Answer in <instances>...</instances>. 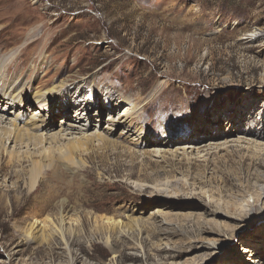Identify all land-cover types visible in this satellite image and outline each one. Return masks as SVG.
I'll use <instances>...</instances> for the list:
<instances>
[{"label": "rangeland", "instance_id": "1", "mask_svg": "<svg viewBox=\"0 0 264 264\" xmlns=\"http://www.w3.org/2000/svg\"><path fill=\"white\" fill-rule=\"evenodd\" d=\"M256 29L264 0H0V57L14 55L6 70L28 100L0 99V113L29 118L44 88L68 107L48 133L92 114L75 122L92 135L65 130L76 138L51 159L48 145L0 151V264H264Z\"/></svg>", "mask_w": 264, "mask_h": 264}, {"label": "bare ground", "instance_id": "2", "mask_svg": "<svg viewBox=\"0 0 264 264\" xmlns=\"http://www.w3.org/2000/svg\"><path fill=\"white\" fill-rule=\"evenodd\" d=\"M246 39L251 42L256 41V40H262L264 42V29H256L252 31L250 34H247ZM12 59H14L13 54L4 55L0 57V95H1V92L4 93L3 96H0V99L6 100L7 98V100H9V102L4 101V103H2V105L4 106H2L1 108H5V106L7 107L9 104H17V106L19 105V107H23V106H26V104H28L27 103L28 100H27L26 102L24 101L22 106H20L19 102L21 101V98L19 94L21 91L16 90L15 83L13 84L10 82L11 81L10 73H8L9 71L7 70L9 69L8 64L12 61ZM20 75L21 74L19 73L18 74L19 78H20ZM8 82H10V84ZM30 83L31 82H28V85ZM88 94L90 95L87 97L92 96V93L89 92ZM33 98L38 103H40V106L38 109L41 108V110H39L38 112H37L38 109L31 111L32 113L27 119L24 118L23 116L18 115L19 113L14 115V118H9L8 115L10 113L8 114L0 113V151L3 149H6L5 147L6 142H8V144H12V151L14 152L16 150L17 151L20 150L21 148H26V149H29L35 152V151H38L39 149L45 148V145H48V151L43 152L42 150L41 156H40L41 160H45V159L47 160V159H51L53 152H54L53 147L56 146L58 142H60L61 140H68V139L76 138V137H72V138L67 139L66 137H64L65 130H69V131L78 130L77 132L79 133L80 136L87 137V138H89V136L92 135V133L91 134H86V132L84 133L82 131L83 129L78 128L77 125L75 124V122H78L79 125H82L81 122L83 121V118L86 120L91 118L92 114L90 113L87 107H83L82 111L75 110L72 115L73 118L69 117V122L67 123L66 121L63 120L64 118L62 117L60 119V125H59L61 128H59V130L56 131L55 133H48V131L51 129L50 127L52 126V119H53L52 116L54 115L53 114L54 110L57 109L59 110L60 113H63V112H67L68 107L67 106L66 107L65 106L56 107L55 101L57 100V98L52 93V91H50V89L36 88L33 94ZM106 104L110 105L112 104V102L106 99ZM128 106L129 107L125 108L120 114L119 122H126L128 121V118L131 116L130 114L132 113V109L135 107V105L134 104L131 105V103L130 104L128 103ZM42 110H44V112H42ZM96 112L97 111L95 110L93 113H96ZM21 113L22 112H20V114ZM100 113H102V111L99 112V114ZM87 114L89 115L86 118ZM64 117L66 116L64 115ZM66 118L68 119V117ZM70 119H72V122ZM61 124H65L66 127L62 128ZM132 130L133 129L131 127L130 128L128 127L126 130L122 131V133L124 132L125 134H127V137H128L134 134L133 132L136 130V127L134 128L133 131ZM68 133L70 134V132ZM103 135L104 134H102L101 132L94 133V136H96L97 139H104L105 141L106 137H104ZM136 143L138 144L140 143V141L137 142L135 140L134 144ZM31 154H34V153L32 152ZM63 157H64V160L70 163L73 160L70 151H68V154H64ZM41 160H38L37 162L38 164H36V167H35L36 172L31 174V176H29L31 187L34 185V183H36V178H37V175L40 174L41 167L45 166L44 164L41 165V163L43 162ZM262 192L264 194V191ZM262 219L263 218H260V220ZM30 229H32L31 231V234L33 235L32 239H35L36 236H40L42 234L41 227H37V226L34 227L32 224ZM217 245L218 243L216 242H208L205 244V246L208 248H214V247H217ZM218 247H221V245H219ZM242 251L243 253L249 254V256H251L250 261L252 262L256 261L254 256L257 255V252H255L251 247L245 246L243 247Z\"/></svg>", "mask_w": 264, "mask_h": 264}]
</instances>
